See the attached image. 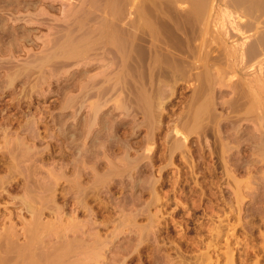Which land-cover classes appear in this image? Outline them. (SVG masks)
Segmentation results:
<instances>
[{
    "label": "rangeland",
    "instance_id": "1",
    "mask_svg": "<svg viewBox=\"0 0 264 264\" xmlns=\"http://www.w3.org/2000/svg\"><path fill=\"white\" fill-rule=\"evenodd\" d=\"M81 1L80 0H0V36H1L0 37V131H1L0 132V177L5 181L4 182L5 184L3 185L4 186L6 185L2 189V191L4 190L3 194L1 195L2 197L0 196L1 197L0 214L4 213L2 215H4L5 217L7 216L10 217V218L8 217L10 221L9 219L7 220L6 218V221L4 223H0V230L2 231L3 229L2 227L4 226L6 227H4L3 231L5 230V228H7V226L9 227L11 221H13L14 224H16V226L17 225L19 226L18 227L19 230L20 227H22L23 223L20 221L18 217L25 216L27 218V216L24 213L19 212L22 211L21 209L22 207L19 206L20 204L18 203L20 202L23 196V192L21 191V189L23 188L24 177L23 176L20 177V173L19 174L15 173V171L13 170V166L12 167L10 166L12 164L11 162H13L12 160L13 157L16 156L18 152L17 150L14 149L15 148L14 141H16L17 139L24 140L27 151L31 149L33 150V148L35 147L33 150L34 153L32 150H31L32 152L31 151L29 152H31V154L33 153L32 155L30 154V156H33L32 157L33 160H37V165L38 163L39 165H41L42 163L44 165V169L46 170L53 169L54 171L57 172L60 171L63 172V170H66L69 174L68 175L69 177L71 175L69 171L72 170V167L75 166L76 162L79 163V161L81 162V160L83 162V158H85V162L87 165H89V167L92 166L94 164V161L92 164V161L89 159V157L92 154L99 155L98 158H100L101 156L100 160L103 159L101 161L100 160L98 161V166H99L98 171L99 173L101 172L103 174L104 172L103 170L105 167L103 166L102 163L103 161H106V157H108L106 156L108 154L106 152H108V147L111 144V147L113 146L112 147L113 154L110 160L119 161L121 159L120 157H123L125 155L123 149H130V157L132 159L138 158V155L140 154L141 156L140 155L139 156L142 157L141 158L142 160L140 159L137 162L138 166L135 165V167L136 166L137 167L136 168L134 167L133 168L134 171L132 170L129 173L130 177L129 176L127 177L126 183L121 184L123 181L121 182L120 178H115V183L109 187L112 190L109 189L107 193H103L105 197L103 194L97 196L99 198L101 197L100 199L101 201H99L97 197L92 199L93 201L92 200H90V202L88 201L89 207L90 208L92 207L94 211V214L90 213L93 214L90 215V217L92 216L91 218H93L98 224L100 223L99 226L101 227H99L98 231H100V233L102 231L101 235L103 238H107L110 236L109 237L110 240L113 241L112 242L113 244L111 243V241H110L111 244L107 243L106 245L108 244L109 245L105 246L104 250L99 249L101 252L98 250L97 252L98 256L96 255V257H94L95 259L88 258L86 261L89 262L88 264H170V263L171 264L174 263L201 264V262L202 264L203 263L206 264L207 262L209 264H264V190H263L264 150H262L261 147L262 143L261 141H259L257 135L258 127L254 126L256 124L258 125V123L255 122L257 121V118L255 117L251 118L252 116L251 115L250 117H248V119L246 118L247 119L246 121H243L244 123L240 121L241 124L239 123L238 127L234 126L232 128L226 126L227 127L226 128L225 127L226 122H222V120L225 121L224 116L227 117V115H229L230 112L228 109L223 108V106H218L216 110L217 111L216 114L222 119V120L220 119L221 125L219 124L220 126H218L220 128L211 125L209 127V130L212 131L211 132L212 134L209 133L208 135L204 134V136H202L203 135L202 133L199 135L197 133H192V135L191 134L187 135L186 132L185 134L181 130H179L180 134L177 132L176 133L173 132V130L171 131V129H174V126L170 124L174 122L173 120H175L178 114L182 111L183 108L182 106H185L183 102H185L192 96L193 82L191 81L189 83V81L186 82L184 81L181 82L180 85L177 87L176 95L168 100L167 102L168 106L166 110L167 113H165V117L162 122L163 127L161 126L160 129L158 127V129L156 128L157 130H153V132L155 131V133H152L154 138L152 142L147 143L146 141L148 137L151 136L152 134L150 131H148V129H146V127H143V125H141L144 121L143 116L141 115L129 116L126 113V109H123V107L121 109V105H122L121 103L124 101L126 96L125 94L120 95L121 92L120 93L118 92V94H116L117 97L114 95L113 96L114 98L111 96V94H109V96L114 100H112L109 96H108L109 98L108 97L105 98L106 95L103 97L102 100L105 99L107 100L104 101L105 103L101 100L104 104L101 103L103 105V106L101 105V107L103 108L100 107L101 110L100 113L98 114L99 118L97 117L99 121L96 122L97 124L95 123V127H93L92 131L89 132V126L91 125V124L89 125V123H91L90 122L91 118L93 119L90 107H92V104L99 102L98 100L99 94L101 95V93H103V90L105 91L104 86L108 85V84L104 85V80L106 75L112 73V71H115L116 73V71L118 70V68L116 67L118 66L116 65V67L115 66L113 67L112 63L107 58H100V59L91 58L90 60H83L76 63L73 62L68 63V65L66 66H63V64H61L62 66L58 64H57L58 66L56 64L50 65V62H48L49 65L48 64L44 65V63H47L44 62L45 60L44 58L48 55L47 52L50 51L51 53V51L53 52L55 50L54 47L59 46V44L57 43H56L57 45H55L54 43L55 45L54 46L52 42L56 38L54 37L57 30L56 28L61 29L63 28V26L64 28H67V26L70 25L73 21L82 19V18L79 19V16L80 17L81 15L84 16L83 13L85 14V17L83 19L84 20L88 19L90 21L89 25L92 23L90 25L92 26V29L94 28V26H98L97 23L100 22L101 19L102 21L104 19V21L106 22L109 21V19H111V16L109 18L108 16L109 14L108 13H107L108 15L106 14L105 9L101 8L99 10L98 8L95 7V2L97 1L98 3L101 2L102 3V4L100 3L101 5H103L104 3V5H106L107 7V10L109 7L111 8L113 2L111 1L107 2L108 0H104V1L95 0L93 4L94 0H81ZM228 1L229 0H211L213 12L212 10H210V14H212L214 17L212 16L210 20L213 19L212 22L213 21L214 22L212 23L210 21L209 23L210 30L209 28L207 29L209 30V32L208 31L206 32L205 34L206 38L200 36L202 39L199 38L194 43V46L200 47V52H201V46L207 44L208 48L205 45L206 47L204 46L202 55L200 52L198 53V55L203 56V60H205L204 61L205 63H203V65L208 63L209 57H210L209 59L210 63L208 64L211 67H213L214 62L210 60H214V61L217 60L218 63L216 61L214 65L217 64L218 65L213 67L214 69H218V67L219 69L220 67L221 69H223L224 67H228L230 69V66H232L231 63H228L229 61L226 60L223 61V59L225 58V56H223V53L224 55L226 53L224 52L225 51L224 48H223L224 51H221L222 49L221 50L219 49L224 46V43H222L223 28L225 29V31L232 29L231 26L229 25L230 23L228 24V22L230 21V18H228L229 15H227V18L225 15V13L228 14L230 10H233L232 8H228L229 6H227L224 3ZM77 5L79 6V8ZM189 6H190L189 3L186 2L183 4L179 3L178 5H176V7H173L174 10L172 12L174 17H176L181 22H184V20L185 22H188L190 20L191 23L192 15L189 14L188 12H186L188 13V15L184 13L185 11H188L190 9ZM78 11L81 14H78L79 13ZM223 11H227V12H223ZM180 13L181 14L184 13L183 14L184 16L180 15ZM66 16H68L67 19L68 20L70 19L69 21H71L68 24H65L66 22H69L68 20L65 19ZM184 17L187 19V21L186 19H184ZM126 18L129 17L126 16ZM126 18L124 17V19L127 22L128 19ZM180 18H182L183 20H181ZM96 21L98 22L96 23ZM262 21L264 22V15L262 16L261 23H263ZM93 22H95L96 24ZM61 23H63L64 25L62 26ZM242 23L246 25H250L249 27L251 28L254 27L253 24L251 23V18L249 17L242 20ZM86 24L88 23L86 22ZM187 24L190 27V24L189 23ZM225 24L227 26H225ZM259 27H263L262 24H260ZM64 28L62 29V31L64 30ZM180 34H181L180 37H183L182 33ZM219 34L222 35L220 36ZM64 35H66V33L64 34L62 33V36ZM199 40L200 41L203 40V41L200 42ZM209 44H210V48L213 47L214 49L212 50L213 53H211L212 51L209 48ZM212 44L213 45L215 44L216 46L215 45L213 46ZM52 47L54 50L52 49ZM219 52L222 55H220ZM204 53L205 54L210 53L209 54L210 56L206 58L204 57L205 56ZM219 55L221 56L222 62L219 59L220 58ZM42 56L44 58H42ZM55 60L58 61L57 59ZM199 60L200 59L198 60L196 59L194 63L197 61H198L197 63H199ZM203 60L201 59L200 64H202ZM41 61L42 63L44 62L43 65L42 63H40ZM219 64L220 65L222 64L223 67L222 65L219 66ZM39 65H41L42 69L44 68L43 71L41 70ZM25 67L27 70L29 69L30 71L25 70ZM20 68L21 70L23 68V70L21 71ZM228 68H224L223 70H226ZM111 69L113 70L111 71ZM39 70L41 71V73H38ZM232 71L233 70H231V74L229 71V73L226 75V83L230 82L229 84H227L228 87L230 84H232L233 86H235V84L237 83L244 84L242 83L244 82L243 79L246 81L249 80L248 82L250 83L251 81L250 77L244 76L242 73L239 72L233 71L232 73ZM22 72L25 74V76L24 74L21 75ZM31 72H33L34 74ZM37 77H39L38 80ZM236 78L239 79L237 80ZM93 80L96 82H94ZM238 81L241 82L239 83ZM81 82L83 85L81 84ZM108 86L110 87V85ZM108 86L106 87V89L109 88ZM231 86L229 88L226 86L218 87L219 90L222 88V91L225 92L223 93L224 95L223 94L219 95L220 102H223L222 100L224 101L227 100V98L230 99L233 96L231 95L232 93L230 94ZM39 87L42 89L40 90ZM86 87L89 90H91L93 92L91 94L94 95L92 96L90 94L91 97L87 98V100L85 99L87 104L85 101H82L80 97L84 93V91L85 92L89 91L88 89H86ZM224 87L226 88L223 89ZM82 91L83 93H81ZM31 92H33L32 93L33 95L31 94ZM122 97L123 100H121ZM77 98L78 100L79 99L80 100L79 101L75 100ZM94 98L95 99L97 98V100H95ZM81 104H83L84 106H82ZM63 106L65 107L63 108ZM66 106L68 107L66 108ZM71 107L72 109L74 108L75 109L72 110ZM78 107L81 108L77 110ZM255 113L257 114V112ZM256 114L253 115L255 116ZM87 115H89V117ZM171 119H173L172 122ZM30 121H35L38 127V129L36 127V130L40 134H38V138L36 139L32 138L31 134L27 132V130L25 129V126ZM239 125H241V127ZM115 129L116 131L114 134ZM218 130L221 131L220 135L218 134ZM174 131H176V129H174ZM234 135L236 137H234ZM113 136L114 137L117 136V137L114 138ZM178 137L179 138L182 137V139L184 138V140L182 141L180 140L181 138L178 139ZM176 138L180 142L182 141L181 143L179 141L178 142L180 144H183L182 145L183 148H185L186 145L188 148L185 149L186 151L184 153H182L184 149L183 151H181L182 148L181 150L178 149L177 152L175 151L176 153L170 152L172 154L175 153V155L173 158L168 157L170 156L169 155V151H170L169 147L171 145L170 143H172L174 140L176 141ZM8 140H10L9 141L10 143H8ZM185 140L187 141L186 145H184ZM166 142L168 143L167 145ZM219 143L221 146H219ZM225 143H227L229 147ZM237 143L239 146L237 145ZM223 146L226 148V149L224 148V153H222L221 150L223 149L222 148ZM230 147L233 148V150L229 149ZM103 149L105 152H103ZM187 150L190 153H186L188 152ZM37 153L39 155H37ZM103 153H106V155L104 154L105 157ZM183 154L184 156L182 157ZM61 155L63 157H61L60 160ZM36 157H38V159L40 157L39 160L40 161L43 160V162H38L39 160ZM9 158H12L11 161ZM189 158H191V161ZM74 160L76 162H74ZM171 160L175 164L173 165L169 164ZM6 166H9V168L13 170L14 174L8 168L6 169ZM190 166H192V168ZM10 171L11 174H8L10 173ZM132 172L133 174H131ZM5 174L10 176L12 175V177H14L13 178L14 181L13 179H9L10 176L6 177L7 175ZM15 174L17 176H15ZM234 176L235 178H233ZM154 177L156 178V180ZM150 178L152 179V181H150ZM239 178L241 180H239ZM139 179L142 183L139 181ZM145 179L147 180L146 184L143 181ZM253 179L255 180V182ZM86 180L88 181V179ZM9 181H11V183ZM87 181H85L84 184H86ZM149 181L152 182L153 184L157 181V183L155 184V188L153 187L149 188V184H151L149 183ZM139 182L141 185L138 184ZM62 186H65L64 183L62 184ZM62 186L59 188L58 190L59 192H63L64 190L66 191L68 189V187H66L67 185L65 186V188L67 189L63 188ZM123 186L126 187L124 188ZM139 186L140 187L142 186L143 188L141 189ZM236 186H239L240 188ZM252 187L253 188L255 187L254 191ZM154 191H155V196L157 194L158 197L161 196L163 198L162 199L161 197H159L160 200L158 203H156L157 201L156 202L153 201L154 196L152 194H154ZM237 194L238 195L240 194L239 198L236 197ZM61 197L62 196H60V199L58 200V204L59 205L62 204L61 206H64L65 204L69 206L67 207L68 216H70L71 215L70 213H72V215L74 214V216L75 215L77 217L79 216L78 218L81 220L89 218V215H87V213H86L87 215L86 217L85 213L84 212L81 213L79 209H76V207H74L73 209L74 202L71 200L72 198L70 196H65V198L64 197L61 198ZM240 198H242V201H240ZM150 200L153 201V203L150 206L149 212L144 214L143 208L146 206V204L148 205V202ZM151 201L149 202V204L151 203ZM123 204L124 206H126L124 207V213H126L127 215L131 214L130 212L132 210H133L132 213H136V214L137 213L139 214V212L140 214L143 213L142 215L139 214L138 217V224L139 223H140L139 225L142 224L141 226L145 225V223L148 222L150 216L157 215L158 219L161 220L160 227H162V231L160 232V234H158L157 236L158 238L156 239V241H155L156 237L152 236L153 237L152 238L151 235L149 238L150 240L147 238L148 236H146L144 238H147V240L142 239L143 241L141 240V238H138L139 236L129 237L127 235L129 237L128 238L126 236L128 232L125 234H121L118 237L112 239L113 237L112 230H114V227L112 226L113 223L111 224V222L114 221L112 219H116L115 221L119 219L121 214L120 212L123 211ZM130 205L132 207L135 205L134 209L131 208L132 209L131 211L129 209ZM116 207H118L117 210H121V211H117ZM120 207L121 209H119ZM158 210L159 212L161 211L162 213L160 212L159 214ZM12 213L15 216L11 215ZM131 215H135V214H131ZM106 218H108V220L110 221L112 220L110 222L111 225L105 223V220L106 222H109ZM0 222H2L1 219ZM103 223H104L103 225L104 227L102 226ZM19 232L21 233L22 231ZM108 232H109V236H108ZM18 241H20V243ZM18 241L16 242L19 246L16 247V250L21 249V251L20 250L19 251L20 254H22L23 252H25L23 251L24 245L22 244V242L25 243L26 240L24 237L22 238L20 237ZM50 243L53 244L52 242ZM98 257L101 258L102 260H100ZM207 257L211 259L209 260ZM96 259H98L99 261ZM86 262L84 261V263Z\"/></svg>",
    "mask_w": 264,
    "mask_h": 264
},
{
    "label": "bare ground",
    "instance_id": "2",
    "mask_svg": "<svg viewBox=\"0 0 264 264\" xmlns=\"http://www.w3.org/2000/svg\"><path fill=\"white\" fill-rule=\"evenodd\" d=\"M102 1H104V0H102ZM109 1L113 2V5L111 6V8L109 7L110 5L108 6L109 11L107 10V7H106V5H104V3H103V5H101L102 4L101 2H100L101 3L100 4V3H98V1L97 2H95V0L93 1V4L95 2L96 8H98L99 10L101 8L105 9L106 14L107 13L109 14V15L107 14L109 16V18L111 16V19H109V21L106 22V21H104V19H103V21L101 19L100 22L96 21V23L98 22L97 23L98 26H94V28L92 29V26H90L92 23L89 25L90 21L88 19H86V20L83 19L85 17V14L83 13L84 16H82V15H81V17L79 16V19L80 18H82V19L73 21L70 25L67 26V28H64V26H63L64 24L61 23L65 32H64V30L62 31L63 28H61V29L56 28L57 29V30L55 29L56 34L54 33L56 35V36L54 35V37H56V38L52 41L53 45L55 43V45L59 44V46L54 47L55 46L54 45L53 47L55 48V50L52 47V49L54 50L53 52L52 51H51V53H50V51L47 52L48 55L46 54L47 56L45 58L42 56V58L45 59L44 62H47V63L43 62L44 65L48 64V62H50V65H52V64H56V65L57 64L58 65L63 64V66H66V65H68V63H72V62L76 63V62L83 61V60H90L91 58H94V59L107 58L112 63L113 67L114 66L116 67V65L118 66V67H116V68H118L116 73H115V71H112L113 69H111L112 73L106 75V77H105L104 85L105 84L110 85V87L107 85L110 89L109 88L106 89L107 86H104L105 91L103 90V93H101V95L99 93H97V94H99V96H98L99 102L92 104V107H90L93 119L91 118V121H90L91 123H89V125L91 124L89 126V132L92 131L93 127H95V123L99 121L98 120V118H99L98 114L100 113V110H101L100 109V107L102 105L101 103H103L104 101L107 100V99L102 100L103 97L106 95L105 98H107L109 96V94H111V96L113 97L114 95L116 96V94H118V92L119 93L121 92L120 95L121 94L126 95L124 101L122 103L120 101V103L122 104L121 109H122V107H123V109H126V113L129 116L130 115L131 116L132 115L143 116L144 121L141 125H143V127H146V129H148V131H150L151 134L155 133V131L153 132V130H157L158 127L160 129L162 126V122H163V119L165 117V113H167L166 112L167 106H168L167 102L169 99H171L172 97H174L176 95L177 87L180 85L181 82L189 81V83H190L192 81L193 82L192 83V96L188 100L183 102L185 106H182L183 107L182 111L178 114L177 118L175 120L171 119V122H172V120L174 122L171 124L169 123V124L173 125L174 129H176V131H174V129H171V131L173 130V132L179 133L180 132L179 130H181L184 133L186 132L187 135H189V134L192 135V133H197L198 135L202 133L203 134L202 136H204V134L208 135L209 133L212 132L209 130V127L211 125L214 127L220 128L218 126L221 125L220 122L222 119L216 114L217 113L216 110H217L218 106H223V108L228 109L230 112V113L228 112L229 115H227V117L224 116L225 121L222 120V122H226L225 127L226 126H229L232 128L234 126L238 127V124L240 123V121H242V122L246 121L248 119V117H250L251 115H252L251 118H253V117L257 118V121H255V122L258 123V125L257 124L254 125L253 123L252 124L254 126L258 127V131H257L258 134L257 135H258L259 141H261V143H262L261 144L262 150H264V22L262 21L263 23H261L262 16L264 15V0H229L228 2H224L227 6H229L228 8L233 9V10H230L228 12V14L225 13L226 18H227V15H229L228 18H230V21L228 22V24L230 23L229 25L231 26L232 29L225 31V29L223 28V35L219 34L220 36L222 35V41H223L222 43H224V46H225V47L223 46L222 48H219V49L220 50L222 49L221 51L225 50L224 52H226L225 55L223 53V56H225V58L222 56L224 58L223 61L224 60L229 61L228 63H231L233 66L232 67L229 65L230 69L228 67H224V68H228L229 70L228 69L223 70L224 68L221 69V67H220V69H219V67H218V69H214L213 67L218 65L217 60H216L217 65H214V63L216 61L210 60V61L214 62L213 67H211L208 64V63H210L209 62V59H210L209 54L210 53H206V54L204 53L205 54L204 57H206V58L209 57V58H208V63L203 65V63H205L204 62L205 60H203V56H201V55L203 53L204 46L205 45L207 46V44H204V46H201V52H200L199 46H198L199 49H198V47L194 46V43L196 42V40H198L199 38L202 39L201 37L204 38L206 32L207 31L209 32V30H210L209 23H210V21L212 22V20H213V19L210 20V18L213 16L212 14H210V10H212L211 0H108L107 2H109ZM81 2H83V1H81ZM186 2L189 3L190 9L189 10L187 9L188 11H185L184 13L188 12L189 14L192 15V16L189 15L192 18L191 23H190L189 19H188L189 20L188 22H185V20H184V22H181L176 17H174L173 12H172L174 10L173 7H176V5H178L179 3L183 4ZM18 3H20V2H18ZM105 4H107V3H105ZM93 6H91V7H93ZM81 7H82V5H81ZM95 7H94V9H95ZM78 8H79V6H78ZM212 12H213V10H212ZM223 12H227V11H223ZM188 13H186V14L188 15ZM78 14H81V13L79 12ZM183 14L180 13V15H183ZM126 16H128L129 18H126ZM175 16H177V15H175ZM183 16H181V17H183ZM189 16H187V17H189ZM124 17L126 19H128L127 22L124 19ZM247 17L251 18V23L254 26L253 28L249 27L250 25H246V24L242 23V20L246 19ZM67 18H68V16H66L65 19L68 20ZM77 18H78V15H77ZM101 18H103V17H101ZM180 19L183 20L182 18H180ZM184 19H186V18L184 17ZM124 20H125V22H124ZM186 21H187V19H186ZM70 22L71 21L66 22L65 24H68ZM86 22L88 24H86ZM93 23H95V22H93ZM187 23L190 24V27ZM260 24H262L263 27H259ZM225 26H227V25L225 24ZM208 28H209V30H207ZM62 33L63 34L66 33V35L62 36ZM180 33H182L183 37H180L181 36ZM59 34H61V35H59ZM214 34H216V33H214ZM208 36H209V34H208ZM39 39H41V38H39ZM203 40H201V41H203ZM219 40H220V38H219ZM202 43H201V45H202ZM45 44H47V43H45ZM212 45H211V47H212ZM207 48H208V46H207ZM209 48H210V44H209ZM217 48H218V46H217ZM223 48H224V50H223ZM210 49H211V51L214 50L213 47ZM215 50H216V48H215ZM217 51H219V50H217ZM199 52L201 53V55H198ZM220 52H219V54L222 55ZM211 53H213V51ZM211 58H212V56H211ZM55 59H57L59 62L56 61ZM196 59L197 60L200 59L199 63H197L198 61L194 63V61H196ZM201 59L203 60L202 64H200ZM219 59L222 62L221 56ZM35 62H37V61H35ZM51 62H53V63H51ZM34 63H33V65H34ZM40 63H42V61ZM43 63H42V65H43ZM224 63H227V62H224ZM27 65H29V64H27ZM221 65L219 64V66H221ZM29 66H31V65H29ZM39 66H40L41 70L43 71L44 68L42 69L41 65H39ZM222 67H223V65H222ZM231 67H232V69H231ZM20 70H21V68H20ZM22 70H23V68H22ZM25 70H27L26 67H25ZM35 70H34V72H35ZM231 70H233L234 72L242 73L244 76L250 77L251 81L249 83L248 82L249 80L246 81L243 79L244 82H242V83H244V84H241L240 83L241 81L240 82L238 81L240 84L237 83V84H235V86L230 84L229 87L232 85L230 94L232 93L231 95H233V96L231 98L229 97L230 99L227 98V100H225V101L222 100L223 102H220L219 101L220 100L219 95L223 94L225 92L222 91V88L219 90L218 87H222V86L228 87L227 84H229L230 82L226 83V75L229 73V71L231 74ZM233 71H232V73H233ZM24 73H25V71H24ZM24 73L22 72L21 75ZM31 73H33V72H31ZM38 73H41V71L39 70ZM232 75H234V74H232ZM24 76H25V74H24ZM12 77H14V76H12ZM38 78L39 77H37V80H38ZM31 79H33V78H31ZM44 79H46V78H44ZM44 82H41V83H44ZM90 82H92V81H90ZM94 82H96V81H94ZM39 83H40V81H39ZM81 84H82V82H81ZM93 84H95V83H93ZM40 87H39V89L41 90L42 88H40ZM101 87H100V89H101ZM226 87H224L223 89H225ZM82 88H84V87H82ZM25 89H27V88H25ZM86 89H88V88L86 87ZM33 90H34V88H33ZM229 91H230V89H229ZM33 92H31V94ZM81 93H83V91ZM91 93H93L91 90L86 91V92L84 91V93L80 96L81 100L82 101H85V99L87 100V98L91 97V95H92ZM120 95H119V97H120ZM92 96H94V95H92ZM76 97H77V95H76ZM67 98H69V97H67ZM75 100L79 101L80 99L78 100V98H77ZM95 100H97V98ZM112 100H114V99H112ZM121 100H123V97ZM86 104H87V102H86ZM64 105H66V104H64ZM68 105H69V103H68ZM81 105L84 106L83 104H81ZM88 105H90V104H88ZM76 106H78V105H76ZM64 107L65 106H63V108ZM67 107L68 106H66V108ZM80 108L78 107L77 110H79ZM101 108H103V107H101ZM71 109H72V107H71ZM74 109H72V110H74ZM255 112H257V114ZM80 113H82V112H80ZM234 114H236V115H234ZM253 114H256V115L254 116ZM87 116L89 117V115H87ZM29 119H31V118H29ZM249 120H250V118H249ZM24 124H26V123H24ZM239 126L241 127V125H239ZM36 127H37V124L35 121H30L25 126V129L27 130V132H29L31 134L32 138H35V139L38 138V134H40L36 130ZM37 129H38V127H37ZM211 129H213V128H211ZM236 129H238V128H236ZM220 130H218L219 135L221 134ZM115 131H116V129L114 130V134H115ZM215 131H217V130H215ZM83 132H84V130H83ZM150 132H149V135H150ZM28 136H29V134H28ZM115 137H117V136H115ZM208 137H205V138H208ZM234 137H236V136L234 135ZM180 138L178 137V139H180L182 141L184 140V138L183 139H182V137H180ZM35 139H34V141H35ZM111 139H113V138H111ZM153 139L154 138H153V134H152L151 136L148 137V139L146 141H147V143H150L153 141ZM178 139L176 138V141L172 140L173 142L170 143L171 144L170 147L168 146L169 150H170V151L168 150L169 155H170L168 157L173 158L178 149L181 150V148H182L181 151H183V149H184V151L182 152V153H184L186 151L185 149L188 148L186 145V143H187L186 140H185L186 142L184 141V145H186V146H185V148H183L182 147L183 144H180L182 141L180 142ZM251 139H254V138H251ZM115 140H117V139H115ZM2 141H3V139H2ZM9 141L10 140H8V143H10ZM253 141H255V140H253ZM109 142H112V141H109ZM154 143H155V141H154ZM227 143H225V144H227ZM167 144L168 143L166 142V145ZM14 145L13 146L15 148L14 147H12V148L17 150L18 152H17V155L14 153L16 156L13 155L14 156L13 159L9 158L10 161H11V159L13 160V162H11L12 164L10 166L11 167L13 166V170L15 171V173H18V174L20 173V177L21 176L24 177L23 188L21 189V191L23 192V196H22V198L20 197L21 200L18 199V200H20V202H18V203L20 204L19 206L22 207L21 208L22 211H19V212L24 213L28 219L25 216L20 217L19 215H17V216H19L18 218L20 219V221L23 223L22 227H20L19 230H18L19 226L18 225L16 226V224H14L13 221H11V223L9 222L11 225L9 224V227L7 226V228H5L4 231H3V229L6 226L2 227L3 229L1 228L2 231L0 230V264H86V263L88 264L89 262H86L88 258L91 259V258L96 257V255L98 256L97 252L99 249L104 250L105 246H108L109 244H111L113 242L109 238L110 237L109 232H108L109 237L106 236L107 238H103L101 235L102 231H101V233H100V231H98L99 227H101V226H99L100 223L98 224L93 218H91L92 216L90 217V215L94 214V211H93L92 207L91 208L89 207L88 201L90 202V200L96 198L97 196L102 195L103 193H107L110 189L109 187L115 183V178H120L121 182L123 181L121 184L126 183L127 177L128 176L130 177L129 173L132 170L134 171L133 168L135 167V165H137V162L142 158V157H140L141 155L139 154L140 156L138 155V158L132 159L130 157V149H123L125 155L124 156L122 155L123 157H120L121 159L119 161H112V160H110V158L113 154V152H112L113 146L111 147V144H110V146H109L110 148L108 147V152H106L108 154L106 155V153H103V155L105 154L106 156H108V157H106V161H103V163L101 162L103 164V166L105 167L103 170L104 171L103 174L101 172H100L101 173L100 174L98 171V169H99L98 161L100 160L101 156H100V158H98L99 155L92 154L89 157V159L92 161V164L94 161V164L89 167V165H87L85 162V158H83V162L81 160V162L79 161V163L74 160V162H76V164H75V166L72 165L73 167H72V170L69 171L71 173V175L69 177L68 176L69 174L66 170H63V172L58 170L60 172H57V171H54L53 169H48V170L44 169V165L42 163H41V165H39V163L37 165V160H33V158H32L33 156H30L31 152L34 150L35 147L33 148V150L31 149L32 151L31 150L27 151L26 147H25L24 140L17 139L16 141H14ZM227 145H225V146H227ZM237 145H238V143H237ZM219 146H221L220 143H219ZM217 147H218V145H217ZM228 147H229V145H228ZM145 148H147V147H145ZM222 148H223V149H221L222 153H224L225 147L223 146ZM104 149H103V152H105ZM106 149H107V147H106ZM229 149L233 150V148H231V147ZM201 150H202V148H201ZM29 151H31V152H29ZM231 151H229V152H231ZM144 152H146V151H144ZM144 152H143V154H144ZM170 152H175V153L172 154ZM33 153H34V151H33ZM186 153H190V152L188 151ZM8 154H9V151H8ZM40 154H41V152H40ZM37 155H39V154L37 153ZM100 155H102V154H100ZM105 155H104V157H105ZM225 155H226V153H225ZM183 156H184V154L182 155V157ZM61 157H63V156L62 155L60 156V160H61ZM34 158H35V156H34ZM36 158L38 159V157H36ZM193 158H194V156H193ZM39 159H40V157H39ZM189 159L191 161V158H189ZM101 160H103V159H101ZM172 160L169 163L171 165L175 164V163H173ZM1 161H3V160H1ZM38 162H43V160L42 161L39 160ZM140 162H143V161H140ZM263 162H264V160H263ZM239 163H241V162H239ZM261 164H262V162H261ZM5 165H3V166H5ZM190 167L192 168V166H190ZM7 168L13 172V170L11 168H9V166H6V169ZM101 170H102V168H101ZM11 171H10V173H8V172L7 173L11 174ZM13 174H14V172H13ZM131 174H133V172ZM5 175H7V174H5ZM137 175H138V173H137ZM8 176H10V175H7L6 177H8ZM15 176H17V175L15 174ZM136 176H134V177H136ZM11 177H12V175L10 176L9 179L14 178V177H12V178ZM152 178H153V176H152ZM233 178H235V176ZM86 179H88V181ZM84 180L87 181L86 184H84V182H85ZM155 180H156V178H155ZM239 180H241V179L239 178ZM13 181H14V179H13ZM139 181H140V179H139ZM143 181L145 184L147 183L146 179ZM150 181H152L151 178H150ZM150 181H149V183H151V184H149V188L150 187L155 188V184L157 183V181L154 184ZM237 181H238V178H237ZM4 182L5 181L3 179H1V177H0V196L3 194V191H4V190L2 191L3 187L6 186V185L5 186L3 185V184H5ZM9 182L11 183V181H9ZM140 182L138 184H140ZM254 182H255V180H254ZM63 183L65 186L67 185L66 187H68V189L65 188V186H62ZM132 183H133V181H132ZM232 183H234V182H232ZM135 184H137V183H135ZM236 184H237V182H236ZM240 185H241V183H240ZM61 186L67 190L65 191L64 189H62L64 191L59 192L58 190ZM130 186H132V185H130ZM249 186H250V184H249ZM252 186H254V185H252ZM132 187H134V186H132ZM236 187H239V186H236ZM140 188L142 189L143 187L141 186ZM254 188H253V191H254ZM110 190H112V189H110ZM233 190H235V189H233ZM263 190H264V188H263ZM238 191H237V193H238ZM240 194L239 195L237 194L236 197L239 198ZM152 195L154 196L153 201H155V202L157 201L156 203H158L160 200L159 197H161V196L158 197L157 194L155 196V191H154V194H152ZM60 196H62L64 198H65V196H70L72 198L71 200L74 202L73 209H74V207H76V209H79V211L81 213L84 212L85 215L87 213V215H89V218L81 220L78 218L79 216L78 217L76 215L74 216V214L72 215V213H70L71 215L68 216L67 207H69V206H67L66 204L64 206H61L62 204L61 205L58 204V200L60 199ZM104 197H105V195H104ZM106 198H107V196H106ZM97 199H99V201H101L100 200L101 197L100 198L97 197ZM153 201H151L150 204L148 202V205L146 204V206L144 205L145 206L143 208L144 214L149 212L150 206L153 203ZM240 201H242V198H240ZM253 201H255V200H253ZM145 202H147V201H145ZM18 203H17V205H18ZM133 204H134V202H133ZM111 205H112V203H111ZM124 207H126V206H124V204H123V211L117 210L118 207H116L117 211H121L120 217L117 221H115L116 219H112L114 221L111 220L112 221L111 222L110 220H108V218H106V219L109 222H106V220H105V223H107V224H110V222H111V224L113 223L112 226L114 227V230H112V236H113L112 239L118 237L121 234H125L128 232L126 234V236L127 235L129 237H138L139 236L138 238H141V240L142 239L147 240V238L149 239L150 235H151V237L152 236L156 237L155 238V241H156V239L158 238L157 237L158 234H160V232L162 231V227H160L161 220L158 219V217L156 215L157 213L155 214L156 216L153 215L154 217L150 216L149 219L147 218L148 222H146L145 225H143L144 226L143 227V226H141L142 224L141 225H139L140 223L138 224V217H139L140 212H139V214L138 213L137 214L132 213L133 210L131 208L134 209L135 205L133 207L130 205V208H129L130 211L132 210L130 213L135 214V215H131V214L127 215L126 213H124ZM91 209L93 212L91 211ZM119 209H121V207ZM137 212H138V210H137ZM158 212H159V210H158ZM160 212H159V214H160ZM90 213H93V214H90ZM2 214H4V213H2ZM2 214H0V219L2 220V222H0V223H4L6 221V218H7V220L10 218L9 216L5 217ZM95 214H96V212H95ZM118 214H119V212H118ZM142 214H140V215H142ZM11 215H14V214L12 213ZM87 215H86V217H87ZM95 216H97V215H95ZM46 218H48V219H46ZM9 221H10V219H9ZM240 222H241V220H240ZM2 225H5V224H2ZM103 225H104V223L102 224V226ZM19 231H22V232L20 233ZM217 232H218V230H217ZM146 236H148V237L144 238ZM20 237L21 238L24 237L26 240L25 243L22 242V244L24 245L23 251H25L23 253L21 252L22 254H20L21 249L16 250V247L19 246L16 241H18V239ZM217 237H218V235H217ZM110 241H111V243H110ZM130 241H131V239H130ZM214 241H215V239H214ZM15 242H16V244H15ZM18 242L20 243V241H18ZM50 242H52L53 244H51ZM152 242H154V241H152ZM107 243H109V244L106 245ZM227 246H228V244H227ZM136 247H138V246H136ZM15 252L17 254L19 252L20 255L19 254L17 255ZM156 255H157V253H156ZM167 258H169V257H167ZM99 259L102 260L101 258H99ZM204 259H205V257H204ZM96 260H98V259H96ZM181 260H182V258H181ZM84 261L86 263H84ZM184 262H182V263H184ZM201 264H202V262H201Z\"/></svg>",
    "mask_w": 264,
    "mask_h": 264
}]
</instances>
